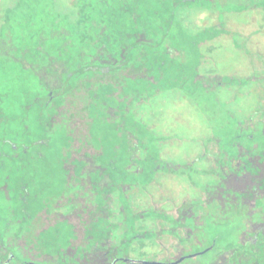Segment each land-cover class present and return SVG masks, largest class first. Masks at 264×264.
<instances>
[{"label": "flooded vegetation", "instance_id": "1", "mask_svg": "<svg viewBox=\"0 0 264 264\" xmlns=\"http://www.w3.org/2000/svg\"><path fill=\"white\" fill-rule=\"evenodd\" d=\"M226 2L0 0V264H264V97L183 161L143 124L162 88L227 85L180 14Z\"/></svg>", "mask_w": 264, "mask_h": 264}, {"label": "rangeland", "instance_id": "2", "mask_svg": "<svg viewBox=\"0 0 264 264\" xmlns=\"http://www.w3.org/2000/svg\"><path fill=\"white\" fill-rule=\"evenodd\" d=\"M213 11L197 8L180 14H188L184 24L201 40L199 52L207 54L206 61L198 64L199 70L229 79L227 85L210 90L206 100L199 103L176 85L162 88L143 102V124L158 139L151 146L168 161L202 156L213 134L222 135L238 120L259 109L264 97V0L249 8L236 0H227L219 13ZM216 16L226 24L229 34L211 26ZM205 157L201 161L206 162ZM150 188L155 192L161 189L174 198L199 194L198 186L165 171L155 176Z\"/></svg>", "mask_w": 264, "mask_h": 264}]
</instances>
